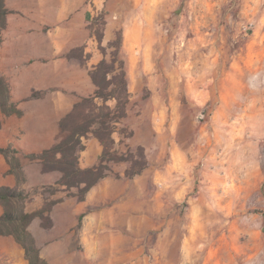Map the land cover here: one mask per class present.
<instances>
[{
	"label": "rangeland",
	"instance_id": "1",
	"mask_svg": "<svg viewBox=\"0 0 264 264\" xmlns=\"http://www.w3.org/2000/svg\"><path fill=\"white\" fill-rule=\"evenodd\" d=\"M42 1L37 12L6 0V21L40 17L45 32L80 35L88 54L107 60L121 35L131 96L113 134V156L129 161L104 160L111 173L82 201L50 196L63 197L51 226L36 216L27 227L39 256L47 264H264V0ZM14 20L13 32L35 28ZM95 139H85L81 167L98 162ZM131 162L145 167L127 178ZM34 187L22 188L26 211L43 203ZM0 264H28L11 236L0 235Z\"/></svg>",
	"mask_w": 264,
	"mask_h": 264
},
{
	"label": "crops",
	"instance_id": "2",
	"mask_svg": "<svg viewBox=\"0 0 264 264\" xmlns=\"http://www.w3.org/2000/svg\"><path fill=\"white\" fill-rule=\"evenodd\" d=\"M17 1L37 12L45 5L42 0ZM70 1L73 3L71 8L81 3V0ZM85 11L84 17L88 15ZM65 15L66 11L56 13L57 18ZM33 18L34 21L21 16L17 20L7 18V35H3L0 43V78L7 87L6 106L15 108L14 112L8 113L0 108V148H9L7 154L0 152V186L30 188L51 184L60 178L58 171L42 172L39 162L26 155L53 145L59 132V120L81 97L95 90L89 71L100 58L91 53L82 62L68 55L71 50L81 47L86 39L77 35L76 41L74 37L60 35L58 30L45 32L42 18ZM13 20L16 27L35 28L31 33L13 32L10 30ZM77 28L78 33L81 32L80 16ZM87 51L85 47L84 53ZM33 91L41 94L32 97ZM11 159L13 164H9ZM92 162L90 156L85 164ZM75 211L77 213V208ZM2 212L0 205V215Z\"/></svg>",
	"mask_w": 264,
	"mask_h": 264
},
{
	"label": "trees",
	"instance_id": "3",
	"mask_svg": "<svg viewBox=\"0 0 264 264\" xmlns=\"http://www.w3.org/2000/svg\"><path fill=\"white\" fill-rule=\"evenodd\" d=\"M7 13L4 0H0V43L6 27ZM102 38L103 34L97 36L99 43L102 42ZM121 40L120 35L110 41L108 45L115 48L111 58L107 60L103 56L89 71L95 90L92 94L81 97L59 120L56 142L49 148L26 155L29 159L39 162L42 172L61 173L60 178L52 185L35 186L31 189V191L41 189L42 194H45L41 207L36 211H26L23 202L29 198L30 191L18 186H0V205L3 208L0 215V235L11 236L24 249L28 264H47L39 256L38 248L27 227L36 216L41 218L44 226H51L49 214L53 206L61 202L63 197L50 199V196L57 192H65L67 196H75L78 201H82L91 187L111 173L106 162L129 161L124 155L113 156L115 154L113 134L118 132V124L126 117L131 96L128 89L126 62L121 54ZM100 47L105 55L106 49ZM68 55L77 57L82 62L89 57L88 53H84L83 47L71 50ZM40 94L38 91H33L31 96L36 97ZM6 104L7 87L0 78V108L5 113L15 111L13 107L7 108ZM90 135L99 141L103 150L96 164L81 167L80 152L85 149V139ZM0 152L7 154L9 148H0ZM10 163L13 164L14 160H9ZM144 165L142 163L140 168L135 169V164L131 162L124 176L132 178L145 167Z\"/></svg>",
	"mask_w": 264,
	"mask_h": 264
}]
</instances>
